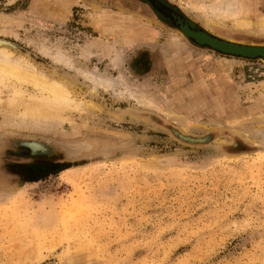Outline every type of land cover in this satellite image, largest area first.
<instances>
[{"label": "rangeland", "instance_id": "rangeland-1", "mask_svg": "<svg viewBox=\"0 0 264 264\" xmlns=\"http://www.w3.org/2000/svg\"><path fill=\"white\" fill-rule=\"evenodd\" d=\"M160 1L264 46V0H245L237 20L196 9L221 0ZM163 19L145 0H0V40L76 102L46 127L19 110L7 119V101L42 93L0 79V264H264V62L199 48ZM87 68L162 95L168 114L96 86L77 73Z\"/></svg>", "mask_w": 264, "mask_h": 264}, {"label": "bare ground", "instance_id": "bare-ground-1", "mask_svg": "<svg viewBox=\"0 0 264 264\" xmlns=\"http://www.w3.org/2000/svg\"><path fill=\"white\" fill-rule=\"evenodd\" d=\"M61 1L68 2V0H61ZM206 2L207 1H200L196 9L199 12H201L204 16L209 17V19L218 18V19L237 20L240 18V16L247 15L250 12L249 6L247 5V2L245 0H221L216 3L214 2L206 3ZM90 20H91L92 27L96 30H99L101 23L105 24V21H106L105 18L102 19L100 18V16L96 14L90 17ZM178 31L181 33V35L185 39L189 40L187 37L188 35H185V33L181 32L179 29ZM206 32L207 31H205V33ZM174 36H172V41L173 40L175 41ZM200 36L201 38H204L202 35ZM212 36L220 40H223L215 35H212ZM224 41L231 43V44H237V43L231 42L230 40H224ZM8 43L0 40V79H3L4 77H16V78L28 81L31 83V85L39 89V91L42 93V96L38 97L37 100L35 101L30 100L29 102L28 101L20 102L16 105V107L13 106L12 108L10 107L11 101H7V103L5 104L7 107V110H9L8 111L9 118L7 119L15 118V115H16L15 111L18 112L19 110L18 112L19 118H17L18 121L19 119H21L23 122L28 121L26 123H29V121L31 123L33 121L32 122L33 124H37V123L39 124V122L43 121L44 122L43 126L45 124V127L47 125L50 126L49 122L63 121L64 120L63 114L66 111L72 110L75 107V103H76L72 99V96H71L72 93H71L69 85L65 81L57 80V79H54L53 77L51 78L47 73L36 69V66L33 65V63L30 60H28L27 58H24V56L23 57L15 56L14 52L12 51V49H14L15 47L11 43H9L10 45H8ZM237 45L250 46V47H264V46H253V45H246V44H237ZM46 52L48 53V50ZM48 54H47L48 56L51 55L50 53ZM53 55H54L53 61L55 60L56 62H58V64L63 63L65 64V67L67 66V68L68 67L70 69L75 68L76 61H74V59L71 60L69 56L64 54L63 52L57 53V54L55 53ZM53 55L51 56L53 57ZM77 63H78V60H77ZM77 73H81L83 78H85L86 80L90 81L91 83L105 90L112 89L116 91L115 90L116 88L119 87L120 89V87H123V91H125L124 94L127 93L129 97L135 98L138 104L146 106V107H153L154 109L156 108L157 111L159 110L160 112H163L164 114H168L166 109L162 108V103H163L162 95L157 96L156 94H152L153 92H151V94L148 93L149 95H144L146 93H142L139 96V93L135 91L133 93L131 92L130 89L125 87L119 78L116 77L117 78L116 79L114 77H111L110 75L99 73V72L95 73L89 70L88 68L84 71L79 70ZM124 88H126V90ZM123 91L121 92L118 91L117 92L118 94L117 93L116 94L119 96L120 94H122ZM44 93L47 96L44 95ZM122 97L124 98L123 94H122ZM18 121L16 122V124L14 121L13 125L14 124L17 125ZM8 123H10V121ZM46 123H49V124L46 125ZM241 123H244V122L242 121ZM263 123H264V120H263ZM13 125L11 126L14 127L15 125L14 126ZM23 126H24V123H23Z\"/></svg>", "mask_w": 264, "mask_h": 264}, {"label": "water", "instance_id": "water-1", "mask_svg": "<svg viewBox=\"0 0 264 264\" xmlns=\"http://www.w3.org/2000/svg\"><path fill=\"white\" fill-rule=\"evenodd\" d=\"M163 17L168 19L176 28L185 35L195 46L199 48L209 49L217 54L227 57L239 58L250 61L261 60L264 62V47H250L237 44H231L224 40L215 38L205 33V30L195 25L184 15L177 13L175 9H171L166 3L160 0H145ZM188 33H187V32ZM202 35L204 38H201Z\"/></svg>", "mask_w": 264, "mask_h": 264}, {"label": "flooded vegetation", "instance_id": "flooded-vegetation-1", "mask_svg": "<svg viewBox=\"0 0 264 264\" xmlns=\"http://www.w3.org/2000/svg\"><path fill=\"white\" fill-rule=\"evenodd\" d=\"M159 17V16H158ZM164 19L163 20H168V19H166L165 17H163Z\"/></svg>", "mask_w": 264, "mask_h": 264}]
</instances>
